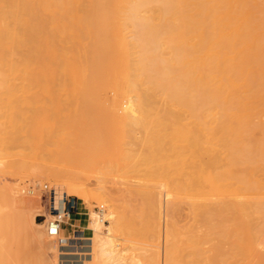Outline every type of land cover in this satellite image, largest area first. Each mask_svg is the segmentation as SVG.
I'll use <instances>...</instances> for the list:
<instances>
[{
    "label": "bare ground",
    "instance_id": "bare-ground-1",
    "mask_svg": "<svg viewBox=\"0 0 264 264\" xmlns=\"http://www.w3.org/2000/svg\"><path fill=\"white\" fill-rule=\"evenodd\" d=\"M113 70L124 74L138 101L131 97L130 105L119 106V119L130 127L128 144L139 151L124 179L137 173L143 181L130 185L122 178L113 187L101 185L88 167L57 164L63 162L61 150H50L53 154L37 167L41 175L67 181L85 202L96 197L113 208L112 223L132 252L125 258L117 250L114 227L103 232L104 211H91L96 231L92 250L101 252L106 264H236L240 252L246 264H264V0H0V154L5 158L0 159L6 161L9 145L18 148L28 141L18 133L27 131L18 113L30 109L12 103L13 95L28 94L36 80L45 89L58 81L90 98L86 80L103 81ZM17 103L28 111L13 109ZM169 112L176 118L172 134L160 130ZM15 116L21 129L13 126ZM136 126L145 131L140 137L133 131ZM14 131L15 140L5 139ZM11 139L22 141L16 146L9 144ZM26 141L23 150L31 144ZM78 143H62L63 152L72 157ZM8 150V157L17 155V149ZM7 161L1 162L7 163L5 170ZM19 161L16 166L27 165V160L26 165ZM9 171L0 177L3 184L13 174ZM93 181L99 183L96 191ZM226 189L236 196L226 197ZM127 194L136 204L126 202ZM15 206L7 213L0 208V264L27 260L25 248L39 224ZM59 207L62 212V201ZM225 219L235 221L233 226ZM226 224L235 230V239L228 236L231 246L227 244L239 252L233 259L227 255ZM163 232L162 254L154 247ZM92 239H87V250ZM37 240L50 247L42 234ZM53 244L56 257L62 256Z\"/></svg>",
    "mask_w": 264,
    "mask_h": 264
},
{
    "label": "rangeland",
    "instance_id": "rangeland-1",
    "mask_svg": "<svg viewBox=\"0 0 264 264\" xmlns=\"http://www.w3.org/2000/svg\"><path fill=\"white\" fill-rule=\"evenodd\" d=\"M18 82L24 83V81H18ZM86 82L88 83L89 86V96H91L90 98L80 97V95L77 94L78 93L77 90H71L73 89L72 86L65 88L58 81L50 82L49 87L45 89L36 80L33 81V83L29 86L28 94L20 92L19 94L16 95V97L14 95L12 96L14 100H12L13 99L12 97L10 98L12 103H14L15 101L17 102L19 101L22 105L23 104L27 105L26 106L27 109H30L28 111L25 108V106L20 108V106L22 105L18 103L16 104L15 107L12 104L13 109L15 108L16 111L19 112H23V110L24 112H26L25 110L28 111L24 114H20L17 112L18 118H20L19 115H21V118L23 117L24 119L23 118L22 119L25 121L23 122L22 120V122L19 121L18 123V118L15 116L17 121L16 119H14L15 125L13 126L18 128L19 125L17 124H20V122L25 124L24 126H22V128L23 127L27 128L26 129L27 131L25 130L26 133H23L24 131L21 128L18 129H21L23 132L21 130H18V133L21 132L20 133L22 134L21 137L26 135L25 137H27V140L30 141L31 144H29L28 146L26 145V149L23 150L22 146L25 147L26 140L22 141L24 140V138L22 137L23 138L21 140L22 142L18 141L22 143V146L18 145L21 147L18 148L22 149L24 153H28L30 157L29 156L27 157V155L24 154L26 155V157L24 158L23 155L21 154V152L23 151L13 147L12 143L14 142L12 141L15 140V138H17V136L15 135V132L17 131H14L13 134H9V135L8 132L7 133L8 137L5 139L9 140L8 138L11 136L13 140L11 139L8 142L9 144H12V146L9 145L11 146L9 147L8 145H6L7 144L6 141L4 143L6 147L2 146V148L3 147L7 148L8 146L6 150V152L9 151L8 154L10 153V150H8L10 148L12 153H14L13 150L15 149H17L18 152L15 151L17 155L12 154V156L10 155V157H8V154L5 153L7 155L5 156L3 153V155L6 157V161L8 159L10 160L13 159L11 162L10 160L9 162L7 161L8 162L7 170L9 169L8 168L9 166L15 167L16 165H19L20 159L22 163H24V161L27 160L25 162L27 163V165L24 163L26 165L24 167L22 166L21 167L16 166L17 168L13 167L15 171H13V168L9 169V170L12 169L11 172L8 170L9 174L7 175L12 174V172L13 174L10 177L8 176L9 179L5 177L6 179H4V181L6 180L5 182L7 186L6 184H3V179L2 178L0 179V208L3 213H7L10 211L11 206L12 208H15L16 207L15 205H17L18 207L22 206L23 209L26 212H28L30 215L35 217L36 221L39 223L38 225H34L33 227V237L29 241L28 246L25 248L26 250L25 254H27L26 257L27 260L23 261L22 264H26L27 261L33 262L32 264H106L107 263L105 257L102 256L101 252L99 251L94 252L92 250V248L95 247L96 231L93 225H91L90 219L88 221L89 227L93 231L89 230V232H87L86 234L87 236L93 238L90 243L91 245L90 250L86 249L87 240L81 243L83 246H79L78 248H68V247L60 246L55 239H52L47 235L46 225L44 223V220L46 217L50 219L51 216L49 213L48 203L45 196L44 185L47 183L49 184L50 187L56 188L61 195L67 194L70 196H75L76 198L78 197L75 195L73 189L71 188V186L68 184L67 181L59 180L57 177L53 175H41L39 173V169L37 167L43 158L48 157L50 154L56 152L58 153V151L61 150L59 152L60 155H58V157L61 158L63 162H58L57 164H60L62 168L70 167L76 170H78L80 167L81 168L84 166L88 167L89 170H92L98 174V177H100L99 178L100 180L98 182H100L101 185L107 187H113L114 182L117 180H122V181L126 180L127 182L129 181L131 182L130 185L131 184L134 185V183L140 184L143 181V178L137 173H135L133 177H129L130 178V179L128 178L129 180L124 179V173L126 171V168L127 167L134 168L136 166V162H137L136 157L139 153V151H136V149L133 150L132 147L128 144V138L126 137L127 131L130 128L128 121L119 119V112H120L119 106L130 105L131 97H133V94L130 91L129 84L124 74L119 70H113L111 71L109 77L103 81L96 78H89L86 80ZM68 83L72 84L71 81H69ZM27 98H30L28 100L32 102V108ZM87 98L90 100H86ZM19 99H22L23 101L25 99V102L27 100L28 103L25 104V102H22V100ZM134 100H135L134 103L138 104L137 99L135 98ZM102 103L105 104L104 107L101 105ZM13 109L10 111L11 113L12 111L13 112L15 111ZM10 115L12 117V114L9 113V116ZM25 115L26 117H24ZM138 115L142 116L140 113H138ZM165 115L167 116V122L165 124L160 125V130L162 131L168 130V133L172 134L173 131H175L176 129L174 123L176 119L175 114L169 112L166 113ZM185 122H187V120H185ZM11 128L12 127H9V129ZM14 130L16 129L14 128ZM133 131L138 137L142 136L145 132L142 126H136L133 129ZM28 141H26L27 144L29 143ZM78 141H87V143L80 144L78 143ZM18 142L16 141L14 144L16 145V143ZM71 142L78 143V145L77 144L75 145L79 146L80 148L79 149L77 148L78 152L75 155H73L72 157H68L67 154L63 152L64 146L63 145L61 146V144L62 143L66 144ZM3 150L4 149L1 150V153L3 152ZM50 150H54L55 152L51 153ZM35 153H37V157L36 159H33V157L31 156H34ZM13 156L15 158H13ZM0 158H2V160L5 159L3 156L1 157V154H0ZM127 158H130L131 161L126 162L125 160ZM15 159H17L18 161L17 160L15 161ZM66 159L68 160V162H66ZM2 160L0 161V166H1L0 171L1 169L4 168L6 169V166L4 167L2 165L7 164V163L2 164L1 162L3 163L6 162ZM11 163L12 164L14 163L15 165L14 164L9 165ZM81 168L79 170H82ZM5 169L2 171L4 173L5 172L8 173V171ZM3 172H1V174H3ZM1 174L0 177H4V174L3 176ZM8 180L10 181L8 182ZM16 181L17 183L19 182L18 186H14V183ZM98 182L93 181V183L91 184L92 185L91 187L94 188V191H96L97 189L95 188L99 186ZM9 185L11 188L9 187ZM12 188L14 191L12 190ZM28 189H33V191L31 190L32 193L28 192ZM226 190L228 193L225 194L226 197L228 195V197L230 196L229 198L232 199L234 195L236 196L235 192H232L233 189H226ZM230 190H232L231 194L229 192ZM11 193L14 196L12 195L11 197L10 196ZM15 196L18 199V201L16 200ZM10 198L13 199L11 200ZM229 198L228 199L226 198V200H229L227 201V203L230 202ZM125 200L128 204L131 203L136 204L135 203L136 200L132 195H128V194L125 195ZM16 201L19 203H17ZM78 201L82 203L81 204L83 206L82 210L87 212V215H83V217L86 218L87 220L88 217L91 218V213L93 211L97 213L104 211L108 215L105 220L106 226L103 227V232L107 233L108 227L111 226L114 227V235L117 236L119 240V241L117 240V243L119 242V246L117 247V250L121 251L122 254L125 256V258L128 257L132 252L131 244L127 240V238L120 231L117 230L115 223H112V219H111L112 213L115 214V212H113L114 211L113 208L109 207V203L102 202L99 198L96 197L93 198L88 203L85 202V200H83L82 198H78ZM227 207L228 205L226 206V208ZM228 208L231 209L232 207L229 206ZM229 210L226 212V215H231ZM181 217L185 218V214L183 215L181 214L180 219ZM184 218L180 220L182 224H185L184 221L187 220ZM226 220L227 219H225V221ZM230 220L229 221L227 220L228 223L232 221ZM88 222L84 221L81 224L82 226L85 224L87 225ZM233 222L235 221L231 222L232 226L234 224ZM226 225L228 227L226 228L228 229L227 231L225 229L227 240L230 239L229 238L230 236L231 239L232 238L235 239L234 238L236 237L234 236L235 230L231 229L233 228L230 226L231 224L229 226L228 224ZM229 227L231 228L229 229ZM230 231L231 233H229ZM39 234H42L44 236L46 242L50 244V247L49 245L48 247L41 246V244L37 240V236ZM53 243L55 245L57 244V248L63 250L61 253L62 256H59L58 258L56 257L57 255L56 250L51 247V244ZM229 243H231V240H229L228 242L226 241V249L229 253L227 255L231 257L230 259H233L235 256V255L233 256V254L235 253L236 250L233 253V249L232 247H229L231 246V244ZM227 244H229V246H227ZM163 247H164V232L162 233L161 241L157 242V246H155L154 248L156 250L161 251L163 254L164 251ZM238 253L235 254L238 255ZM242 257L243 256L241 252L239 253L238 257L235 256V258H239L236 259L237 260L236 264H238V262L239 264L247 263L246 260H244ZM241 261H243V263ZM160 264H164V263H162L161 261Z\"/></svg>",
    "mask_w": 264,
    "mask_h": 264
},
{
    "label": "built area",
    "instance_id": "built-area-1",
    "mask_svg": "<svg viewBox=\"0 0 264 264\" xmlns=\"http://www.w3.org/2000/svg\"><path fill=\"white\" fill-rule=\"evenodd\" d=\"M31 190L33 191V189H28V192ZM44 190L51 216L50 219L46 217L44 220L47 235L63 247L78 248L83 246L81 243L90 237L86 234L92 229L88 222L90 217L88 220L86 219L87 225L83 226L80 222L77 223L74 218L87 215V212L82 210V203L75 196L61 195L56 188L50 187L47 183L44 185ZM60 201H62V212L59 207Z\"/></svg>",
    "mask_w": 264,
    "mask_h": 264
},
{
    "label": "crops",
    "instance_id": "crops-1",
    "mask_svg": "<svg viewBox=\"0 0 264 264\" xmlns=\"http://www.w3.org/2000/svg\"><path fill=\"white\" fill-rule=\"evenodd\" d=\"M75 220H76L77 222L82 223V222L86 221V218H84L83 216H76V217H75Z\"/></svg>",
    "mask_w": 264,
    "mask_h": 264
}]
</instances>
